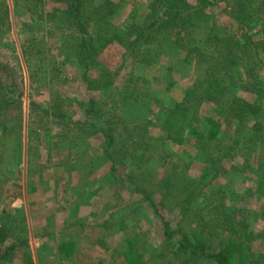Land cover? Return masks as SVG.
<instances>
[{"label": "rangeland", "instance_id": "374dc122", "mask_svg": "<svg viewBox=\"0 0 264 264\" xmlns=\"http://www.w3.org/2000/svg\"><path fill=\"white\" fill-rule=\"evenodd\" d=\"M66 1L0 0V222L25 243L0 264H23L22 250L33 264H192L180 240L201 237L203 225L183 212L187 183L195 206L212 200L264 230V0L243 22L232 18L234 0L203 4L208 29L253 43L250 64L216 83L204 79L202 34L176 28L150 54L130 48L126 26L160 15L158 0H111L106 35L89 21L72 30ZM88 36L98 49L85 52L86 71L79 40ZM126 78L134 95L122 100ZM201 115L219 121L207 148L190 133ZM198 125L207 136V122ZM251 252L264 255V239Z\"/></svg>", "mask_w": 264, "mask_h": 264}, {"label": "trees", "instance_id": "16d2710c", "mask_svg": "<svg viewBox=\"0 0 264 264\" xmlns=\"http://www.w3.org/2000/svg\"><path fill=\"white\" fill-rule=\"evenodd\" d=\"M158 1L159 9H163L160 15H158L156 11H152L148 16V20H150L149 23L143 24V21L137 23L132 20L125 28V35L130 39L129 46L130 48L135 47V50L133 49L135 54L141 56L147 53L150 54L149 47L151 44L159 41L161 37L170 36V33L178 28L182 33L184 32L185 35H189L191 31L199 35L202 34V42L209 50V57L204 67V79L208 80V82H221L222 75L228 73L227 71L230 70L232 66L233 68H236V66L246 67V65L250 64L249 60L253 56L252 38L249 36L251 39L249 37L238 39L235 34L223 32L219 34L214 28L208 29L209 27L206 23L209 16L203 12V4H206L207 0H196L194 3L188 0ZM253 2L254 0H234L230 3L233 7L232 18L239 22L252 19L254 13L258 11L257 8L252 6ZM83 4H85L84 0H69V2H67L69 10H72L73 14L72 18H67L68 22L74 25L72 26V30L84 33L86 21H89L92 23V30L94 32H100L103 35L108 34L113 25L111 16L117 12V3L111 0H104L97 5L88 4L82 6ZM82 7L85 10V13L83 12L84 15L82 13ZM193 28L195 30H193ZM261 32L264 38V29H261ZM190 39L192 41L193 38L190 37ZM79 41L81 43L80 50L82 51L81 58L83 63H86L84 54L85 52L86 54L91 53V47L92 50L97 48V40H93L92 36H88L87 39L81 38ZM88 65V63L85 64L84 70H88ZM85 81L87 82L88 88L92 87L93 83H96L95 80L94 82L88 81L87 79ZM130 81V78L124 79L121 86L118 88V96L122 100L131 99L134 95V91L130 90L133 88L129 84ZM107 84L104 86H107ZM98 85L99 84H97V86ZM193 100L196 101L194 98ZM93 107L94 105L92 102L90 107L91 112H94ZM216 117V115L205 117L201 115L196 117L192 122V130L190 133L194 134L196 140H198L199 143L201 141L204 147L211 144V138L213 139L217 135V132H219V121ZM201 120L208 124V127H205L207 130H203L207 133V136L199 129L200 126L198 122ZM169 130L172 129L169 128L168 131ZM173 130L175 135H178L179 130L177 128ZM223 138L224 135L221 136L220 140H223ZM240 142V138L235 137L229 148L232 149ZM220 143L214 144L219 150L222 148ZM146 145H148V143ZM262 164H264V162H262ZM141 175L142 174H140V176ZM165 176H167V174ZM141 179L143 178L141 177ZM183 189L186 191L185 196L187 198L184 200L186 207L183 209V212L192 213L193 217H197L200 221L199 223L203 225L201 227L203 228L202 232L199 234L201 237L197 239H193L186 233L182 234L180 248L182 247V249L188 253L185 262L199 263L203 260H210L214 262V264H233V260L237 257L241 259V264H264V255L261 254L257 256L255 253L251 252V242L258 238L263 240L264 230L249 229L244 219H235L232 213L227 210H222L221 208L219 209L217 204L213 205L212 200L195 206V204H192V201L196 199L194 196V189L188 183ZM139 190L141 193H144L143 189ZM156 204V206H162L165 203L160 200ZM262 208L264 213V203ZM156 211L157 209H155V212ZM161 223L164 231H168V222L164 217L161 219ZM11 225L12 224L0 222V258L7 257L9 254H12V252L14 253L18 248H22L25 245L21 238H17L20 239V241L17 242L16 237L18 236L14 230H10L12 227ZM204 229H207L206 235L209 237L207 240L205 239L206 237L203 238ZM8 240L10 241L7 243ZM22 259L23 264H33L31 255L26 250H22Z\"/></svg>", "mask_w": 264, "mask_h": 264}]
</instances>
